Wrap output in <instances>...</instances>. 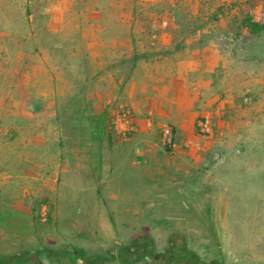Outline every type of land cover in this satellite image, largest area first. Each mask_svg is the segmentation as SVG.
<instances>
[{
	"label": "rangeland",
	"instance_id": "1",
	"mask_svg": "<svg viewBox=\"0 0 264 264\" xmlns=\"http://www.w3.org/2000/svg\"><path fill=\"white\" fill-rule=\"evenodd\" d=\"M131 2L136 11L145 7L156 12L163 56L174 58L184 49L205 46L218 62L211 90L219 102L217 115H200L195 131V147L203 159L190 162L193 174L176 177L187 186L181 193L188 208L179 210L187 216L153 221L140 234H126L118 216L123 208H113L112 198H106L114 187L106 185L118 153L114 145L119 143L121 149L136 135L114 120L125 108L132 109L133 118L137 112L126 96V83L119 82L121 75L112 78L110 64L98 63L75 45L82 33L75 28L80 17L72 11L81 0H0V227L12 220L21 234L19 242L7 241L8 254L0 246V255L20 254L35 264L44 259L52 264L90 260L84 250L68 254V246L74 245L60 222V191L77 183L86 195L97 185L98 201L112 205L108 212L116 221V239L109 247L119 255L109 256L111 263L137 264L142 243L163 250L177 237L190 264H264V32L252 34L244 23L246 15L263 19L264 0ZM120 3L103 1L109 7ZM61 10L66 14L52 15ZM138 18L154 22L151 16ZM149 34L142 33V38L148 40ZM16 98L19 110L11 104ZM139 114L153 122L147 129L155 154L174 155L171 118L149 111ZM165 143L171 144V152ZM18 150L26 154L14 155ZM115 180L119 194H124L123 176ZM154 186L142 191L143 201ZM18 201L24 203L22 213L15 212ZM85 204L79 213L83 228H88ZM143 233L147 239L141 238Z\"/></svg>",
	"mask_w": 264,
	"mask_h": 264
},
{
	"label": "crops",
	"instance_id": "2",
	"mask_svg": "<svg viewBox=\"0 0 264 264\" xmlns=\"http://www.w3.org/2000/svg\"><path fill=\"white\" fill-rule=\"evenodd\" d=\"M85 1L89 0H81V6L72 11L75 16L80 17L75 23V28L82 33L75 45L84 49L85 54L94 59L98 58V63L110 64L108 71L112 78L121 75L119 82L126 83L124 87L126 96L137 112L132 121V130L136 135L129 137L121 149H118L119 143L114 145L113 150L118 151L113 158L115 174L113 172L106 183L107 186L114 187L113 193L106 198H112L110 202L115 204L113 203L112 206L109 200L104 204L102 196V203L98 201L95 192L99 193L100 190L97 185L92 186L89 190L90 194L86 195L82 184H66L59 195L60 222L64 226L68 242L75 246V248L68 246V254L72 255L74 251L84 250L91 256L90 260L82 257L77 264H114L108 260V257L119 255L118 251L109 247V244L116 239V221L110 217L108 207L123 208L118 212V216L122 217L120 222L125 225L126 234L128 232L140 234L148 223H167L168 218L178 219L187 216L180 214L179 211L180 207L188 208L183 199L184 193H181L187 186L183 183L179 184L176 177L193 174L194 169L190 162L203 159L200 151L195 147L196 142L199 141V135L195 131L196 126L200 124L198 122L200 115L205 117L217 115L219 102L217 96H212L211 90L212 74L218 62L210 58L209 47L205 46L192 50L184 49L181 55L175 56V53H172L174 58L158 53L164 43L160 24L154 19L156 12L153 13L145 7L136 11L132 0H118L120 4L110 7L103 4L105 0H95L93 4ZM56 12L52 15L63 16L67 11ZM23 15L24 12L20 13V16ZM29 15L32 16V13ZM139 15L144 18L151 16L154 22L150 24H146L144 20L139 22ZM146 32L152 33L149 34L148 40L142 38V33ZM87 33H91L90 39ZM142 53H151L152 56L134 60L135 54ZM96 72L98 71L95 70L94 73ZM11 104L19 110L20 99L12 100ZM20 110L25 112L22 108ZM143 111L171 118L176 128L175 140L172 142L174 155L155 154L147 129L153 122L139 114ZM183 145L189 148L186 149ZM23 154L26 153L19 150L14 153V155ZM74 173L77 174V171ZM116 175L123 176L121 185L124 187V194H119L120 191L115 187L118 186L115 184ZM152 184L155 185V191L150 197L147 194V199L143 201L142 198H146V194L142 191L147 185ZM85 200L83 211L90 215L91 222V227L88 228H83L84 221L79 213V207L83 206ZM114 200L122 201L123 204H118ZM88 201H91V205ZM14 208L15 212L22 213L23 201H18ZM156 208L162 212L156 213ZM19 230L18 223L5 220L4 225L0 227L2 249L7 248V241L16 243L20 241ZM78 230L85 231L86 235L90 233L91 237L79 234ZM141 236L147 239L146 233ZM5 252L8 254V251ZM6 253L0 255V264H35V261H29L28 257L24 258L20 254L12 253L10 258ZM41 264L52 263L50 260L47 263L44 259ZM137 264H143V260L140 259Z\"/></svg>",
	"mask_w": 264,
	"mask_h": 264
},
{
	"label": "flooded vegetation",
	"instance_id": "3",
	"mask_svg": "<svg viewBox=\"0 0 264 264\" xmlns=\"http://www.w3.org/2000/svg\"><path fill=\"white\" fill-rule=\"evenodd\" d=\"M143 264H190V255L178 239H174L165 249L155 250L152 243L139 246Z\"/></svg>",
	"mask_w": 264,
	"mask_h": 264
},
{
	"label": "trees",
	"instance_id": "4",
	"mask_svg": "<svg viewBox=\"0 0 264 264\" xmlns=\"http://www.w3.org/2000/svg\"><path fill=\"white\" fill-rule=\"evenodd\" d=\"M244 23L252 34L258 35V34H261L264 32V16H263V19L261 21H259V20H255L250 15H246L244 17ZM158 53H160V51ZM150 56H152L151 53L135 54L134 60H137L139 57L149 58ZM173 131H174V129H173ZM111 140H112V138L110 137V143H112ZM174 140H175V136H174V134H172L170 137V142H172ZM165 149L167 151H171V146L169 145V143H165Z\"/></svg>",
	"mask_w": 264,
	"mask_h": 264
},
{
	"label": "built area",
	"instance_id": "5",
	"mask_svg": "<svg viewBox=\"0 0 264 264\" xmlns=\"http://www.w3.org/2000/svg\"><path fill=\"white\" fill-rule=\"evenodd\" d=\"M132 118V109L125 108L116 116L114 122L117 127H120L122 130L127 131L129 129H132Z\"/></svg>",
	"mask_w": 264,
	"mask_h": 264
}]
</instances>
